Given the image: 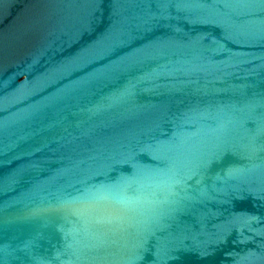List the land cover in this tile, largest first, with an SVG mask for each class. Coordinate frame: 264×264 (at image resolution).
Wrapping results in <instances>:
<instances>
[{"label":"water","instance_id":"water-1","mask_svg":"<svg viewBox=\"0 0 264 264\" xmlns=\"http://www.w3.org/2000/svg\"><path fill=\"white\" fill-rule=\"evenodd\" d=\"M0 264H264V0H0Z\"/></svg>","mask_w":264,"mask_h":264}]
</instances>
